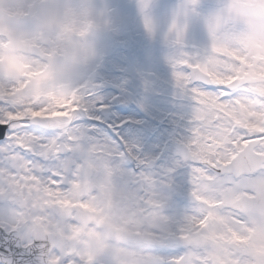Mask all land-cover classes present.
<instances>
[{
    "label": "rangeland",
    "instance_id": "374dc122",
    "mask_svg": "<svg viewBox=\"0 0 264 264\" xmlns=\"http://www.w3.org/2000/svg\"><path fill=\"white\" fill-rule=\"evenodd\" d=\"M84 2L95 18V26L87 37L91 54L82 66L79 75L82 78L90 75L101 78L104 72H97L101 59L114 60L118 58L120 60L116 67H111L109 71L119 81L105 76L104 79L108 80L106 86L96 85L98 91L110 89L109 94L102 96L103 102H106V98L121 86L123 95L117 94L120 104L126 107H129L131 103L140 106V113L147 115L154 124L163 125L167 129L178 132L182 125H179L178 121L174 123L172 116L175 115V112L173 111L176 106L181 107V113L187 108L194 110V103L191 99V104H187V98L191 97L188 91L183 86L172 82L173 75L166 71L171 67H176L177 61L184 54L199 57L200 60L194 67L206 74L208 81L215 84H227L232 79H236V85L230 88L234 95L224 101L219 100L215 94L203 91L193 97L196 101L195 110L208 112L211 108L217 109L218 117L224 124L222 130H228L222 139L225 138L224 140L228 139L229 142L231 140L241 145L225 164L218 167L221 170L224 165L229 164L251 141L256 142L253 151L264 155V137L262 136L264 131V68L258 70L244 57L236 56L223 49L214 48L213 50L233 56L240 64L229 63L219 57L204 58L203 56L210 43L205 19L219 6L220 0H84ZM152 41L162 42L163 45L158 48L152 44ZM109 46L110 50H108ZM120 74L121 76H119ZM156 79H160L163 83L157 82ZM150 82L163 84L165 95L161 97L157 87H149ZM82 88L83 85L78 84L72 88L68 96H72ZM15 89L12 88V92ZM167 90L171 93L175 90L183 91L185 95L178 100L175 98V94L169 96ZM203 94L215 97V103L198 100ZM0 95L3 94L0 93ZM67 98L61 96L54 99L58 103H63ZM31 101L17 94L10 98L13 106ZM256 114L258 115L256 116ZM98 116L105 119V110L99 109ZM32 125L35 129L43 130L48 128L49 122L37 123L33 121ZM250 127H253L251 131H249ZM191 133L193 134L190 140L180 144H171L172 157L162 161L159 156H156L148 166L144 164L146 172L143 170L144 168H138L140 165L135 166L134 162L130 163L128 155L126 152L124 153V149L115 136L110 135L109 141L102 145L84 149L81 158L87 172L84 175L80 174L79 178L73 182V192L77 194L85 192L83 200L80 202V208L77 210L87 218L88 223H80L75 213H71V211H54L57 226L53 228L51 234L55 242L52 247L53 250L56 249V257L54 258L50 254V261L53 264H59V252H71L74 249L71 241L65 244L63 239L66 237L71 239L74 233L80 232L91 235L95 244L94 248L85 249L83 253L78 252L77 256L81 257L80 260L83 261V264H151L146 258L145 260L139 259L137 240L129 234L134 235L140 229L132 218H127L128 208L119 205L124 201L132 200L134 185L143 187V183L134 181L139 174L144 178L159 175L166 183L174 184L176 188L187 192L196 199V203L185 201L187 204L195 206L191 214L182 212L181 209L177 210L179 207L177 205L171 215V217L182 219V231L195 230L190 234V240L187 242L204 245V248L200 249L201 252H207L211 248L223 249V252L228 255L227 260H232L233 264H264V258H262L264 257V242H259L260 235L264 232V227H261L260 224L264 221L252 213L230 210V205L235 200L244 195L251 196L260 188L264 190V186L260 184L264 181V165L261 170L252 174V181L245 184L234 183L235 179L239 177L234 178L228 174H221L220 171L195 167L192 170H197L198 175L194 177L193 184L188 186L183 181H174L164 173L170 166L169 160L174 159L178 166L181 165L179 168L187 173H189L188 161L199 160L208 166L207 162L211 159L209 156L206 157L208 154L196 153L199 141L200 139L208 142L210 140L215 144L217 140L221 139L219 131L213 128L209 129L208 126L196 128ZM66 148L61 151L60 155L66 153ZM233 148V145H225L223 150L228 151L225 156L231 154ZM215 150L212 148V151ZM8 152L10 151L7 144H2L0 166L6 162L5 156ZM119 153L123 160L118 157ZM62 168L70 170L69 165ZM211 168L217 167L212 166ZM5 187V184L0 182V194L4 196L6 195L2 192L7 191V187ZM17 200L19 197L16 194L14 198H7V204L19 206ZM163 200L166 199L162 196L161 201ZM226 213L240 218L242 223L244 221L252 223L255 221L253 219L258 220L255 225L242 224L243 228L249 226L254 230V233L242 236L227 225L207 223L220 220ZM164 215L170 219L169 213V216L166 213ZM122 218L124 219L122 220ZM202 219H204V223L195 225ZM206 224L207 226H205ZM124 236L127 238L121 242ZM202 240L207 243H203ZM214 241H217V244ZM230 243L238 244L243 252L232 251L229 248ZM209 244L213 246L210 247ZM130 247L134 253L133 259L129 254ZM172 247L183 248L178 244ZM245 254H249L246 259H244ZM251 254L255 255V261ZM142 255L146 257L145 254ZM211 262L222 264L218 257L207 260L206 264Z\"/></svg>",
    "mask_w": 264,
    "mask_h": 264
},
{
    "label": "bare ground",
    "instance_id": "6f19581e",
    "mask_svg": "<svg viewBox=\"0 0 264 264\" xmlns=\"http://www.w3.org/2000/svg\"><path fill=\"white\" fill-rule=\"evenodd\" d=\"M152 44L158 48H161L163 45L162 42L156 41H152ZM110 49L111 47L109 46L108 50ZM118 62H120L118 58L114 60L101 59L97 70V72H104L103 77L101 78H95V75L82 78L78 74L75 86L82 84L83 88L73 93L72 96H68V98L63 103H58L53 98V103L37 109L31 106L33 103V101H31L21 105L23 106L22 111L18 110L16 113L9 114L10 117L13 115H31L47 118V122H49L47 129L39 130L33 127L32 131H34L36 135L44 137L45 139H51L55 137L60 140L61 143L66 145L67 151L63 155H53L46 158L47 163L44 165L45 168H62L66 165H69L70 170L74 171L76 167L82 166L80 168L79 175H84L87 170L81 158L83 150L89 147L102 145L103 143L109 141L110 135H112L118 139L120 146L124 149V153L126 152L128 155L130 163L134 162L135 166L138 164L140 165L138 168L143 169L144 164L148 166L150 161L156 156H159L162 161L165 160V158L167 159L172 157L173 151L171 144H180L184 141L190 140L191 135L193 134L191 133L192 130L202 126L207 127L208 125L212 124L213 121H216V123L212 128L216 131H219V136L221 139L217 140L215 144L211 143L210 140L208 142L207 140L200 139L199 147L196 150V153L198 154H208L206 157L208 158L209 156L211 158H209L210 160L207 162L208 166L210 165L211 167H218L225 164L230 159V157L233 156V153L241 147L239 143L232 142L231 140L229 142L228 139L224 140L225 138L222 139L228 130H222L224 124H222L221 120L219 119V112H217L216 108H211L208 112L204 110H195V118L200 121V123L193 125L192 120L194 116V110L187 108L186 111L184 110L181 113V107L176 106L175 111H173L175 112V115L172 116V119H174V123L178 121L179 125H182V128L176 132L172 129H167L163 125L154 124L147 115L140 113V106L131 103L129 107H126L125 105L120 104L118 99L119 96H117V94L123 95V89L121 86V89H116L114 92L111 91L112 93L110 92L111 94L108 98H106V102H103V97L106 94H109L110 89L98 91L96 85L103 84L106 86V82L108 80L104 79L105 76L109 78H115L116 81H119L117 80L116 76L109 72L111 67H116ZM168 71L166 72L173 75L174 77L172 82H175L177 85H181L175 75V73L178 71V66L171 67ZM121 74L119 76H121ZM156 81L163 83L160 79H156ZM156 85L160 86L158 87ZM162 85L150 82L148 86L152 88L157 87L156 89L159 90L160 96L162 97V95H165L166 93V91L163 90L165 87ZM17 91L18 89L12 92V88L4 89L0 87V93L3 94L0 95V98L10 100L14 94H17ZM167 93L169 96H173L175 94V98L178 100L185 95L183 91L179 90H175L173 93L167 90ZM214 98L208 94H203L198 98V100L202 99V101H207V103L211 102L213 104V102L215 103L216 99ZM191 99L194 100V98L191 97H189V99L187 98V104H191ZM99 109L105 110V119H102L98 116ZM257 115L258 114H256V116ZM50 122L54 125H52ZM251 129H253V127H250L249 131H251ZM262 133V136L264 137V131ZM62 137H67L68 139H61ZM2 144H7V147L10 151L5 156L6 158L12 154V148L9 144L7 133L0 140V147H2ZM225 145H233L234 147L233 152L228 156H225L228 151L223 150ZM212 148L216 149L217 152L216 150L212 151ZM120 153L118 154V157L123 160ZM169 163L170 166L164 171V173L168 174L174 181H183L188 186L193 184L194 177L198 175L197 170H192L190 173H187L186 171H183L179 168L181 165L178 166L174 159L169 160ZM143 170H145V168ZM252 178V175L241 176L238 179H235L234 183H249L252 181ZM134 181L136 183H143V187L141 188L138 185H134L135 187L133 190L134 192L132 200L124 201L119 205L128 208L127 213L129 214L127 218H132L140 229L134 235L129 234L132 238L137 240L139 259L145 260L146 258V260L150 261L151 264H171L173 259L175 260V264H193L192 261L187 260L188 257L189 259H192L191 253H189V256L186 254L185 256L176 259L172 256H164L162 254L150 256L148 254V250L151 248L157 251H163L168 248H179L172 247L176 244H183V248H187L188 252L195 248H204V245L202 244L187 242L190 240V234L195 230L193 231L190 229L191 231H182V219L175 218L174 216L171 217L177 205L179 206L177 207V210L181 209L182 212L185 211L188 212V214H191L195 206H191V204H187L185 201H194L196 203V199L187 192H182L179 188H176L174 184L166 183L159 175L144 178L138 174ZM84 195L85 192L77 194L76 192H73L72 189L69 198L57 200L56 203L58 206H49L47 210L30 208L26 206L23 202V199L19 197V200H17L19 201V206L11 207L9 205H0V212H4L12 227L18 223L17 218L20 217V215L41 221H49L53 219L56 220V218H54V211H71L73 208L76 210L79 209L80 202H82ZM162 196L166 200L161 201ZM165 213L167 215L168 213L170 214V216L168 215L170 219L166 218L164 215ZM123 219L124 218H122V220ZM220 220H208L209 222L207 223L227 225L242 236L254 233L253 229H250L249 226L243 228L242 224L255 225L258 221L253 219L255 221L252 223H249L248 221H244V223H242L240 222V218L228 213H226V215ZM203 221L204 219L199 220L195 223V225H200ZM205 226H207V224ZM163 236H166V238L159 240V238ZM126 238L127 236H124L121 239V242H124ZM70 241L72 242L74 249L71 252L60 251L59 264H83V261L80 260L81 257H78L77 255L79 253H83L85 249L94 248L95 244L93 242V237L91 235L78 232L74 233L71 239L68 237L63 239L65 244ZM259 242H264V232L260 235ZM209 246L211 247L213 245L209 244ZM217 249L218 250H213L211 252H215V256H222L220 254L224 250L219 248ZM51 254L55 258L56 249L52 250ZM142 254H145L146 257ZM248 255L249 254H245L244 259H246ZM251 257L255 261V255L251 254ZM248 260L250 261L251 259ZM198 264L205 263L203 261H198ZM229 264H233L232 260L229 262Z\"/></svg>",
    "mask_w": 264,
    "mask_h": 264
},
{
    "label": "clouds",
    "instance_id": "9594fccd",
    "mask_svg": "<svg viewBox=\"0 0 264 264\" xmlns=\"http://www.w3.org/2000/svg\"><path fill=\"white\" fill-rule=\"evenodd\" d=\"M205 24L204 58L240 64L213 50L223 49L264 68V0H220ZM94 26L84 0H0V87L18 89L37 109L67 98L91 54Z\"/></svg>",
    "mask_w": 264,
    "mask_h": 264
},
{
    "label": "snow or ice",
    "instance_id": "6c2138e0",
    "mask_svg": "<svg viewBox=\"0 0 264 264\" xmlns=\"http://www.w3.org/2000/svg\"><path fill=\"white\" fill-rule=\"evenodd\" d=\"M199 60V57L184 54L177 61L176 78L188 91L191 98L201 91L215 94L221 101L234 95L228 85L215 84L204 78L194 67ZM194 89L196 91H193ZM193 103L192 124L195 125L200 121L195 118L196 101L193 100ZM18 110L22 111L23 106H13L10 100L0 98V137L7 133L12 148V154L7 156L6 162L0 166V182H3L9 191L22 198L26 206L38 210H47L49 206H58L57 200L70 197L73 182L79 178L82 166L76 167L74 171L65 170L61 167L45 168L46 158L53 155L59 156L66 145L55 137L45 139L32 131L33 121L37 123L47 122V118L31 115L9 116L10 113H16ZM215 123L216 121H213L212 124L208 125V128L211 129ZM61 139L68 138L62 137ZM187 165L189 173L194 167L220 171L219 167L212 169L210 165L205 166L199 160L188 161ZM71 211L75 213L76 209L73 208ZM164 238L166 236L160 237L159 240ZM185 253L186 251L183 254ZM171 264H175L174 259Z\"/></svg>",
    "mask_w": 264,
    "mask_h": 264
},
{
    "label": "water",
    "instance_id": "95a60500",
    "mask_svg": "<svg viewBox=\"0 0 264 264\" xmlns=\"http://www.w3.org/2000/svg\"><path fill=\"white\" fill-rule=\"evenodd\" d=\"M202 76L207 79L206 75L202 74ZM235 85L236 83L234 82L229 88ZM255 145L256 142H251L239 153L238 157L230 165L223 167L220 172L238 177L242 174H250L259 169L261 164L264 163V156L252 152ZM232 208L239 211H252L264 217V197L243 196L232 205ZM78 217L83 223L86 222L81 214L78 213ZM37 230L40 231L41 229ZM38 236L40 235H35L36 241L40 239ZM232 247L234 250L238 249L236 245ZM49 249L48 244L40 252L24 249L20 247L16 233L7 235L0 229V262L4 264H50L47 261Z\"/></svg>",
    "mask_w": 264,
    "mask_h": 264
},
{
    "label": "flooded vegetation",
    "instance_id": "af4514ba",
    "mask_svg": "<svg viewBox=\"0 0 264 264\" xmlns=\"http://www.w3.org/2000/svg\"><path fill=\"white\" fill-rule=\"evenodd\" d=\"M262 186H264V181H262L260 183ZM260 186V187H262ZM261 189V188H260ZM264 191V190H262ZM4 192V191H3ZM4 194L6 196H4V200L0 203L1 206H7L9 204H7V198L9 197H12L14 198L15 197V193H12L11 191L7 190L4 192ZM6 197V198H5ZM11 206V205H9ZM13 207V206H11ZM25 218V219H23ZM20 217V218H17V221L18 223L12 227L11 224L9 223V220L7 219L6 215L4 214V212H0V227H2L4 230L6 231H10V232H13L15 230H18V233H19V239H20V242L22 244V246H27V245H30L32 242H33V236H34V233H33V229L36 227V226H40L43 228L44 232H46L47 234L50 235L51 238H53L51 232L53 231V228H56V220H49V221H41V220H37L35 221L36 219L34 218H31V217ZM262 220L263 218L260 217ZM42 225V226H41ZM54 241L51 240V243H53ZM203 243H207L206 241H203ZM217 241H214L215 244ZM178 245H182L184 246L183 244H178ZM51 249H53V247H51ZM176 249H179V250H176ZM130 250L131 252L129 253L130 256L134 257V253H133V250L132 248L130 247ZM213 250H218V249H214V248H211L209 251L207 252H201V250L199 248H195L191 251L188 252L187 248H172V249H166V250H163V251H157L155 249H151L149 248L148 250V254L150 256H153L155 254H162L164 256H172L174 258H180V257H183L185 256L186 254H188L189 256V253L192 254V259H189V257L187 258V260L189 261H192L193 264H197L198 261H203L205 264H206V261L207 260H210V258H217L222 261V264H229V260H227L228 258V255L225 254L224 252H222L219 257L218 256H215V252H211ZM186 251L185 254H183L184 252ZM205 251V250H203ZM209 264V263H208ZM210 264H214V263H210Z\"/></svg>",
    "mask_w": 264,
    "mask_h": 264
}]
</instances>
